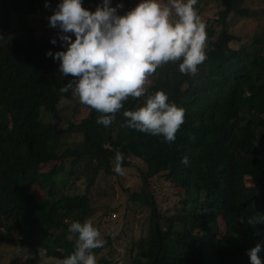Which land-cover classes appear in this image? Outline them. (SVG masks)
Masks as SVG:
<instances>
[{
	"label": "trees",
	"instance_id": "obj_1",
	"mask_svg": "<svg viewBox=\"0 0 264 264\" xmlns=\"http://www.w3.org/2000/svg\"><path fill=\"white\" fill-rule=\"evenodd\" d=\"M97 1L82 0V6L92 11ZM60 2L0 0V23L54 13ZM208 2L222 8L215 21L219 28L208 25ZM194 8L207 25V59L194 75L180 73L182 61L159 67L145 95L129 97L108 127L97 124L101 114L85 105V117L65 128L56 117L45 123V114L59 113L61 98L73 97L71 90L60 92L72 77L59 72V60L46 56L66 46L36 38L28 24L0 38V244L32 253L26 264H36L41 254L59 264L74 251L76 236L68 228L96 214L91 194L99 179L119 176L113 170L116 152L123 155L125 170L132 160L145 165L136 166L140 190L127 189L126 212H143L148 223L147 236L130 247V256L136 253L132 264H250L247 253L257 244L264 264V223H248L250 217L264 221V156L257 146L264 143V54L254 47L230 48L234 37L226 18L234 11L247 18L242 0H197ZM156 91L184 109L174 142L122 127L123 112L145 106ZM73 135L80 141L68 142ZM185 155L187 165L181 163ZM48 163L49 170H40ZM157 176L179 190L173 212L160 213L154 191L147 190ZM79 181L84 193L73 194ZM217 219L226 229L221 237ZM103 239L94 255L111 247L109 237Z\"/></svg>",
	"mask_w": 264,
	"mask_h": 264
},
{
	"label": "clouds",
	"instance_id": "obj_2",
	"mask_svg": "<svg viewBox=\"0 0 264 264\" xmlns=\"http://www.w3.org/2000/svg\"><path fill=\"white\" fill-rule=\"evenodd\" d=\"M110 3L102 0L95 11H89L83 8L82 0H61L48 18L49 26L58 27L61 35L50 43L55 45L59 39L66 50L46 53L59 60L60 73L72 77L60 92L71 90L81 104L101 114L97 124L105 127L112 124L129 97L145 95V85L159 67L182 61L180 73L194 75L197 66L207 59V25L194 8L197 0H169L167 4L141 0L124 15L117 14L122 4L111 7ZM184 115L183 108L170 104L163 91H156L145 106L123 112L127 122L122 127L174 142ZM123 160V155L116 152L113 170L120 176L125 174ZM181 163H189L187 155ZM248 223L264 221L250 217ZM68 231L76 236L75 248L59 264H97L93 250L103 248L106 241L92 221H74ZM260 251L257 244L247 253L250 264H261Z\"/></svg>",
	"mask_w": 264,
	"mask_h": 264
},
{
	"label": "rangeland",
	"instance_id": "obj_3",
	"mask_svg": "<svg viewBox=\"0 0 264 264\" xmlns=\"http://www.w3.org/2000/svg\"><path fill=\"white\" fill-rule=\"evenodd\" d=\"M130 4H125L121 1L110 3L111 7H116L117 4H122L123 7L117 10L118 15H124L128 11L136 7L141 0H128ZM102 4V0H98L93 6L96 7ZM243 6L248 8L247 18H241L235 15V11L226 18L225 28L233 35L234 40L230 44V48L237 50L241 48L254 47L258 49L257 55L260 52L264 54V0H242ZM206 18L210 19L208 25H214L219 28L215 21L218 19V13L221 11V6L209 3L206 5ZM53 13L49 11H40L35 15L14 16L12 20L0 23V38L6 35L11 29L29 25L33 36L36 38H58L61 35L59 28H51L49 26V17ZM207 21V20H206ZM69 36H73L71 33ZM59 40V39H57ZM150 83L152 81L149 78ZM149 83V84H150ZM146 87H149L148 85ZM60 109L59 113L55 115L45 114L44 122H48L51 118L56 117L60 119L58 126L65 128L67 123L74 122L77 118H83L86 111L82 109L84 106L79 102L78 97L73 95L72 99L61 98L58 101ZM68 142H79L78 136H72L67 140ZM258 148L261 151V157L264 156V143H258ZM131 168L125 170L123 176H114L111 180L99 179L98 189L92 192L93 202L95 203L94 214L89 220L92 221L93 226L96 227L101 238L109 237L111 240V247L98 253L96 256L97 264H109L102 259L107 257L112 262L110 264H132V257L129 250L135 241L140 238H145L148 231V223L143 218V212H134L130 210L126 212L127 206V189L130 192L140 190L141 180L139 176L138 166L141 169L145 168L144 163L132 160ZM52 167V164H44L40 166V170L47 171ZM160 176L150 179V186L148 191H154L156 197L157 207L160 213L173 212V205L180 198L176 196L179 190L175 189L169 182H165ZM249 184V179H246ZM85 183L79 181L76 183L73 194L84 193ZM40 198L46 195L43 192L35 190L34 192ZM133 209V208H132ZM115 214V218L111 215ZM218 235L221 237L225 234V225L221 219H217ZM67 239V238H66ZM32 253L19 248L13 244H0V264H26V257L31 256ZM40 260L36 264H56L57 260L50 259L44 254L40 255Z\"/></svg>",
	"mask_w": 264,
	"mask_h": 264
},
{
	"label": "built area",
	"instance_id": "obj_4",
	"mask_svg": "<svg viewBox=\"0 0 264 264\" xmlns=\"http://www.w3.org/2000/svg\"><path fill=\"white\" fill-rule=\"evenodd\" d=\"M111 216H112V218H115V216H116V215H115V214H113V215H111Z\"/></svg>",
	"mask_w": 264,
	"mask_h": 264
},
{
	"label": "crops",
	"instance_id": "obj_5",
	"mask_svg": "<svg viewBox=\"0 0 264 264\" xmlns=\"http://www.w3.org/2000/svg\"><path fill=\"white\" fill-rule=\"evenodd\" d=\"M116 1H118V0H116ZM130 3V2H129Z\"/></svg>",
	"mask_w": 264,
	"mask_h": 264
}]
</instances>
